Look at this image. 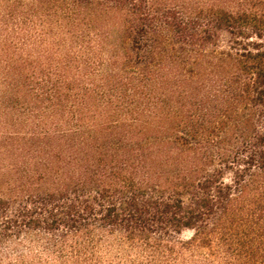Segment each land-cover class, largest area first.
<instances>
[{"label": "trees", "instance_id": "1", "mask_svg": "<svg viewBox=\"0 0 264 264\" xmlns=\"http://www.w3.org/2000/svg\"><path fill=\"white\" fill-rule=\"evenodd\" d=\"M114 261L264 264V0H0V264Z\"/></svg>", "mask_w": 264, "mask_h": 264}, {"label": "rangeland", "instance_id": "2", "mask_svg": "<svg viewBox=\"0 0 264 264\" xmlns=\"http://www.w3.org/2000/svg\"><path fill=\"white\" fill-rule=\"evenodd\" d=\"M190 237H191V233L187 232V233H184L181 238L183 240H187ZM25 247H26V245L22 247L23 249H21V248L20 249L12 248L9 251L8 255L10 256V258H12V262L11 263H13V261H15L19 257V255L24 256L28 261L31 260V258H32L31 256H35V255L37 257H39L42 262H45V261L48 260V257L46 255H44L40 250L34 249L33 252H30ZM113 264H117V263L114 261Z\"/></svg>", "mask_w": 264, "mask_h": 264}]
</instances>
